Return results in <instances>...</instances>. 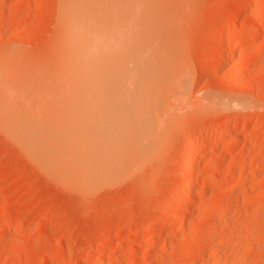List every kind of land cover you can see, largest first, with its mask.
Masks as SVG:
<instances>
[{
  "label": "rangeland",
  "instance_id": "374dc122",
  "mask_svg": "<svg viewBox=\"0 0 264 264\" xmlns=\"http://www.w3.org/2000/svg\"><path fill=\"white\" fill-rule=\"evenodd\" d=\"M168 1L178 25L161 34L162 45L190 64L193 81L187 104L173 95L155 102L156 144L131 172L90 189L65 185L0 127V264H264V0L243 13L239 0ZM58 6L0 0V74L12 72L0 98L22 124L55 114L51 99L33 104L29 93L55 64ZM229 27L243 33L223 36ZM228 39L234 56L215 71ZM215 135L219 143L208 144ZM193 139L196 202L178 223L174 215L189 208L191 180L178 181Z\"/></svg>",
  "mask_w": 264,
  "mask_h": 264
},
{
  "label": "bare ground",
  "instance_id": "6f19581e",
  "mask_svg": "<svg viewBox=\"0 0 264 264\" xmlns=\"http://www.w3.org/2000/svg\"><path fill=\"white\" fill-rule=\"evenodd\" d=\"M239 1L238 13H243L251 0ZM58 7V37L51 48L56 52V58L52 57L55 64L51 67V58L52 70L46 69L49 72L38 78V85L29 93L33 104L41 97L51 99L53 105L51 101L48 104L54 106L55 112L51 111L55 114L42 125L22 124V117L2 97L0 127L28 156L56 172L63 184L90 189L127 175L140 158L152 152L160 123L155 102L158 107L162 97L173 95L181 104H187L193 73L190 64L174 61L163 48L161 34L176 30L178 25L168 0H59ZM240 29L229 27L222 35H240ZM255 30L250 27L248 34ZM233 40H223V54L213 70H221L233 58ZM208 71L204 68L201 77ZM10 74H0L3 90L5 84H11ZM227 125L225 121L223 127ZM219 137L215 135L208 144L218 142ZM237 138L230 144L236 145ZM197 145L194 139L190 142L191 158L180 172L178 182L182 184L181 180L189 178L191 191L189 208L179 209L174 215L178 223L186 219L196 202L192 187L199 182L194 181L199 166ZM123 243L121 240L119 245ZM136 252L137 248L132 256Z\"/></svg>",
  "mask_w": 264,
  "mask_h": 264
}]
</instances>
